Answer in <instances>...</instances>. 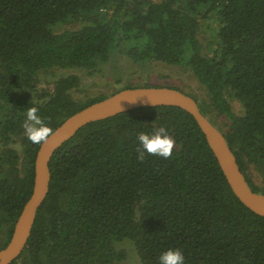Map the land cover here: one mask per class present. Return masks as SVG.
<instances>
[{
	"label": "trees",
	"instance_id": "obj_1",
	"mask_svg": "<svg viewBox=\"0 0 264 264\" xmlns=\"http://www.w3.org/2000/svg\"><path fill=\"white\" fill-rule=\"evenodd\" d=\"M203 22L216 26L206 44ZM66 23L80 27L58 32ZM117 50L135 65L192 71L205 91L195 96L199 109L224 134L251 189L264 194V0H0V250L34 189L41 144L22 127L27 109L37 107L54 132L109 97L77 99V75L39 94V75L95 72ZM129 88L138 87L121 90ZM160 127L176 140L172 157L146 153L139 161L137 136ZM49 167L48 197L13 264H125L128 251L117 247L125 240L140 264H159L161 253L175 248L185 264H264V217L235 196L181 108H137L90 123Z\"/></svg>",
	"mask_w": 264,
	"mask_h": 264
},
{
	"label": "water",
	"instance_id": "obj_2",
	"mask_svg": "<svg viewBox=\"0 0 264 264\" xmlns=\"http://www.w3.org/2000/svg\"><path fill=\"white\" fill-rule=\"evenodd\" d=\"M158 106L181 108L195 119L235 196L252 212L264 217V194L251 189L224 134L202 114L194 98L168 87L129 88L74 114L53 132L47 143L41 144L35 163L33 194L16 222L10 242L0 250V264H13L24 252L32 235L37 214L50 191L49 164L57 150L90 123L106 120L133 109Z\"/></svg>",
	"mask_w": 264,
	"mask_h": 264
},
{
	"label": "rangeland",
	"instance_id": "obj_3",
	"mask_svg": "<svg viewBox=\"0 0 264 264\" xmlns=\"http://www.w3.org/2000/svg\"><path fill=\"white\" fill-rule=\"evenodd\" d=\"M200 32V39L206 44L210 31L216 27L214 24L207 25L203 22ZM80 25L66 23L57 26L58 32L77 29ZM77 75L80 77L81 86L75 91V97L80 100L97 97L101 94L109 95L119 91L126 86L144 87L146 85H163L177 87L183 93L195 99L201 98L205 91L199 85L197 78L192 71L181 66H169L162 63H146L135 65L122 50L114 52L110 62L103 65L98 71L90 72L85 69H52L41 73L38 79L39 94L63 76ZM234 111L242 113L240 103L233 102ZM225 119L216 121L219 127H223ZM255 183L262 185L263 180L255 177ZM119 249L128 251V259L125 264H140V259L135 250L134 244L130 240H125L117 244Z\"/></svg>",
	"mask_w": 264,
	"mask_h": 264
},
{
	"label": "clouds",
	"instance_id": "obj_4",
	"mask_svg": "<svg viewBox=\"0 0 264 264\" xmlns=\"http://www.w3.org/2000/svg\"><path fill=\"white\" fill-rule=\"evenodd\" d=\"M37 107L27 109L26 118L22 124L27 138L34 144L47 143L53 134V129L49 127L44 118L39 114ZM140 147L137 149V159L143 161L148 156H159L164 159L172 157L176 140L169 131L160 127L152 133L140 132L137 136ZM159 264H185V256L181 249H168L161 253Z\"/></svg>",
	"mask_w": 264,
	"mask_h": 264
}]
</instances>
